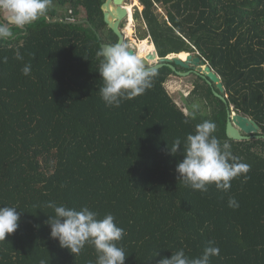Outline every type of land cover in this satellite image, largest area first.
Instances as JSON below:
<instances>
[{
    "label": "trees",
    "instance_id": "trees-1",
    "mask_svg": "<svg viewBox=\"0 0 264 264\" xmlns=\"http://www.w3.org/2000/svg\"><path fill=\"white\" fill-rule=\"evenodd\" d=\"M105 1L53 0L45 17L0 44V206L20 212L17 230L0 242V264H95L94 248L74 257L51 238L49 201L113 214L126 232L125 264H158L181 248L196 258L209 242L220 249L210 264H264V137L226 133L230 106L264 135V0H139V39L150 37L161 57L196 51L221 77L223 92L191 74L205 111L189 124L167 86L178 73L167 65L143 95L119 107L103 102L96 53L119 40L104 20ZM206 119L250 165L247 182L234 179L227 192L186 187L176 171L183 157L168 150L176 138L183 148Z\"/></svg>",
    "mask_w": 264,
    "mask_h": 264
},
{
    "label": "clouds",
    "instance_id": "clouds-1",
    "mask_svg": "<svg viewBox=\"0 0 264 264\" xmlns=\"http://www.w3.org/2000/svg\"><path fill=\"white\" fill-rule=\"evenodd\" d=\"M52 7L53 0H0V44L13 39L14 28H24L45 17ZM96 56L100 59L98 71L103 80L99 92L106 105L119 107L123 101L143 95L153 87L158 72L155 62L147 61L142 46L137 51L132 42L113 43L101 47ZM15 58L20 61L24 59L19 50ZM0 62L6 63L7 57L0 59ZM22 73L30 75L31 64H25ZM204 111L202 103H191L183 109V123L195 121ZM216 130V123L206 119L195 124L194 132L187 134L183 148L180 138H176L171 147L167 144L171 155L179 152L183 157L176 166L179 180L186 187L201 193H207L209 185L227 192L232 180L242 177L243 183L249 179L250 165L233 155L231 144L221 142L215 135ZM228 206L238 208L239 204L235 198H230ZM46 207L54 212L47 221L50 236L59 241L61 248L67 249L75 257L90 246L96 253L95 264H125L127 255L120 242L126 232L117 225L113 214L105 213L100 217L88 206L77 209L54 201L47 202ZM17 209L16 206H0V242L17 230L20 220ZM219 254V247L209 242L199 257L189 258L181 248L172 252L170 258H161L158 264H210V258ZM40 264L48 262L42 259Z\"/></svg>",
    "mask_w": 264,
    "mask_h": 264
},
{
    "label": "water",
    "instance_id": "water-1",
    "mask_svg": "<svg viewBox=\"0 0 264 264\" xmlns=\"http://www.w3.org/2000/svg\"><path fill=\"white\" fill-rule=\"evenodd\" d=\"M125 1L126 0H106L102 5V9L104 10V20L107 26L112 29L119 37L117 43L125 41L126 36L122 29H120V25L123 19H125L127 16L130 17L129 10L125 6ZM110 5L114 6L117 15L116 17L113 15L114 13L111 11ZM59 20L66 21L61 17L57 19V21ZM149 40L153 42L151 39ZM107 45L111 44L103 43L102 47ZM183 53L186 54L185 57H183ZM145 56L148 62H155L154 66L156 70L167 65L172 70L176 71L178 75L187 76L194 71L195 73L202 75L210 85L215 83L216 87L219 89L220 92L224 91V86L221 77L216 73V71L212 69L209 62L202 58L200 54L196 51L172 53L168 56L161 57L159 56V53L155 46V49L150 51ZM178 67L188 69V71L178 70ZM214 93L225 100L224 96H222L216 89H214ZM259 132L260 126L254 119L237 112H232L230 106H228V120L226 133L229 138L235 140H244L251 139L253 137H264V135H256Z\"/></svg>",
    "mask_w": 264,
    "mask_h": 264
},
{
    "label": "rangeland",
    "instance_id": "rangeland-1",
    "mask_svg": "<svg viewBox=\"0 0 264 264\" xmlns=\"http://www.w3.org/2000/svg\"><path fill=\"white\" fill-rule=\"evenodd\" d=\"M125 4L130 8V17L128 19L129 24L123 28L124 30H122L128 37L127 42H132L133 44H135L136 50L138 49L139 51L142 46L143 49H145V54L149 53L150 51H152L151 45L148 43L149 39H143L142 41L138 39L136 24L137 21L134 15L136 9L138 8L139 10H143V6L140 4L139 0H127ZM83 15H85V13H83ZM194 77L195 76L193 75H172L170 77V80L168 81L167 86L169 91L173 94L174 98L179 102V104L184 107L188 106L187 102H195V98L192 97L191 94L195 87L194 81L196 79Z\"/></svg>",
    "mask_w": 264,
    "mask_h": 264
},
{
    "label": "flooded vegetation",
    "instance_id": "flooded-vegetation-1",
    "mask_svg": "<svg viewBox=\"0 0 264 264\" xmlns=\"http://www.w3.org/2000/svg\"><path fill=\"white\" fill-rule=\"evenodd\" d=\"M126 1H127V0H126ZM126 1H125V2H126ZM125 6L130 10V8L128 7V5L125 4ZM110 7H111V11H113L112 9H114V6H113V5H110ZM103 12H104V10H103ZM128 19H129V17L127 16L125 19L122 20V23H121V25H120V29L124 30L123 28L126 27V26L129 24V23H128ZM125 23H127V24H125ZM123 32H124V31H123ZM124 34H125V32H124ZM125 36H126V34H125ZM127 39H128V37L126 36L124 42H127ZM137 51H138V49H137ZM186 71H188V70H186ZM193 73H194V71L191 72L189 75H191V74H193Z\"/></svg>",
    "mask_w": 264,
    "mask_h": 264
},
{
    "label": "bare ground",
    "instance_id": "bare-ground-1",
    "mask_svg": "<svg viewBox=\"0 0 264 264\" xmlns=\"http://www.w3.org/2000/svg\"><path fill=\"white\" fill-rule=\"evenodd\" d=\"M110 8H111V7H110ZM112 10H113L112 12L114 13L113 15L116 17L117 15H116V12H115V8L112 9ZM128 10H129V9H128ZM129 13H130V10H129ZM111 18H112V17H111ZM111 21H113V20H111ZM143 46H144V45H143ZM144 50H145V49H144ZM146 54H148V53H146ZM146 54H145V55H146ZM182 55H183V57L186 56V54H184V53H183Z\"/></svg>",
    "mask_w": 264,
    "mask_h": 264
}]
</instances>
